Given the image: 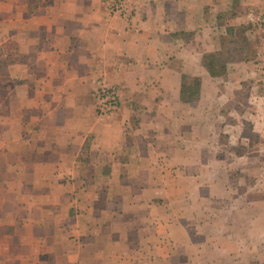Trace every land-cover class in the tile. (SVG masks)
Here are the masks:
<instances>
[{
    "label": "crops",
    "instance_id": "crops-1",
    "mask_svg": "<svg viewBox=\"0 0 264 264\" xmlns=\"http://www.w3.org/2000/svg\"><path fill=\"white\" fill-rule=\"evenodd\" d=\"M129 4L131 15L123 19L109 15L103 0H0V37L9 34L25 54L9 74L29 77L26 131L49 133L47 145L59 148L57 179L91 181L84 221L77 215L58 223L62 232L54 238L28 237L36 250L23 256L30 264H194L208 241L198 240L205 219L197 222L195 214L207 210L202 200L213 194L216 179L225 180L222 195L229 194L225 174H211L220 158L210 157V135L222 129L210 120L211 106L222 96L239 103L254 98L242 90L255 83V71L264 79L258 62L264 48L257 42L249 51L243 47L221 77H212L201 60L221 49L229 27L248 26L249 12L264 11V0ZM243 33L248 41L258 34ZM183 74L200 81L194 102L180 100ZM98 75L120 86L119 111L103 123L96 122L91 95ZM20 143L31 144L28 137ZM83 163L88 174L79 168ZM103 194L111 201L98 211L88 198ZM50 241L60 248L51 250Z\"/></svg>",
    "mask_w": 264,
    "mask_h": 264
},
{
    "label": "rangeland",
    "instance_id": "rangeland-1",
    "mask_svg": "<svg viewBox=\"0 0 264 264\" xmlns=\"http://www.w3.org/2000/svg\"><path fill=\"white\" fill-rule=\"evenodd\" d=\"M246 22L251 30L258 32L257 36L254 33L251 42L244 33L243 37L236 33L231 42L226 37L225 42L243 44L248 51L252 49L250 43L255 42L258 48H264L259 30L247 19ZM23 60L25 54L18 51L15 39L9 34L0 37V264H30L23 256L27 249L28 252L36 250L27 242L28 237L48 235L54 238L62 232L57 229L58 223H72L77 215L84 221L85 205L88 204L84 197L88 195L84 193L91 184L85 179H57L58 172L63 169L56 162L59 148L47 145L49 133L26 131L27 120L31 119L28 113L32 111L27 98L31 94L26 84L29 77L23 74L11 78L9 74L10 64ZM258 62L264 65V60ZM258 73L255 71L253 76L255 83L245 85V91L242 90L243 97L250 92L254 98L239 103L222 96L211 106L215 116L210 120L222 128L210 135L211 143H214L210 157L214 154L220 158V162L211 165V174L224 173L230 191L222 195L225 180L219 182L216 179L211 186L213 194L202 200L207 210L202 215L200 212L195 214L197 222L205 219L198 240L205 238L207 241L208 238V241L205 246V241L202 243L203 256L195 259L194 264H264V79H259ZM237 109L241 114L244 109L245 112L254 109L255 115L237 116L234 114ZM220 111L225 114L219 115ZM16 114L18 120L14 117ZM192 135L197 138L196 132ZM27 137L31 144L25 146L20 140ZM16 139H20L19 144L12 146L17 143ZM79 168L87 169L86 174L90 171V165L85 163L79 164ZM250 184L251 190H248ZM108 187L103 181V192ZM105 196L99 195L94 202L88 198V201L99 211L111 201ZM239 205L240 209L230 207ZM193 206L195 211L201 209L197 202ZM221 231L227 234L226 240L221 238ZM48 244L51 250L60 248V244L52 241ZM92 246L89 244L87 249Z\"/></svg>",
    "mask_w": 264,
    "mask_h": 264
},
{
    "label": "built area",
    "instance_id": "built-area-1",
    "mask_svg": "<svg viewBox=\"0 0 264 264\" xmlns=\"http://www.w3.org/2000/svg\"><path fill=\"white\" fill-rule=\"evenodd\" d=\"M103 3L109 15H116L123 19H128L131 15L129 0H103ZM247 21L259 30L264 43V11L249 12ZM91 95L94 100L95 117L98 121H105L119 111L120 86L118 83L109 82L103 75H98L93 81Z\"/></svg>",
    "mask_w": 264,
    "mask_h": 264
},
{
    "label": "trees",
    "instance_id": "trees-1",
    "mask_svg": "<svg viewBox=\"0 0 264 264\" xmlns=\"http://www.w3.org/2000/svg\"><path fill=\"white\" fill-rule=\"evenodd\" d=\"M249 28V26H241L235 31L231 27L227 29L228 33L226 37H229V41H233L232 36H236V33H240L243 37V32ZM225 37V38H226ZM241 37V39H242ZM224 38V41L226 39ZM223 41L221 49L214 52L204 53L202 56L201 63L212 77H221L226 72V64L237 58L240 54L243 44L226 43ZM238 46V47H237ZM200 81L197 77L188 75L181 76V88H180V100L183 102H194L197 100L199 95Z\"/></svg>",
    "mask_w": 264,
    "mask_h": 264
}]
</instances>
